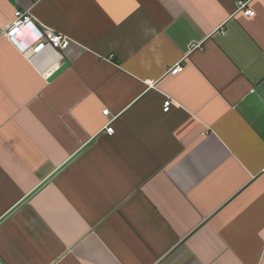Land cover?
<instances>
[{"label":"crops","instance_id":"obj_1","mask_svg":"<svg viewBox=\"0 0 264 264\" xmlns=\"http://www.w3.org/2000/svg\"><path fill=\"white\" fill-rule=\"evenodd\" d=\"M237 1L0 0L70 39L0 35V264H264V0Z\"/></svg>","mask_w":264,"mask_h":264},{"label":"built area","instance_id":"obj_2","mask_svg":"<svg viewBox=\"0 0 264 264\" xmlns=\"http://www.w3.org/2000/svg\"><path fill=\"white\" fill-rule=\"evenodd\" d=\"M237 9L248 16L254 14V11L247 8V3L243 0L237 1ZM0 35L12 42L15 40L14 43L17 45H19L18 39L23 40L34 35L35 39H33L26 47V50L30 49L36 55L49 50L60 52L61 50H65L70 44V39L68 37L40 22H37L36 18L31 15L29 10H15L11 22L5 27L0 28ZM182 69L183 64L177 63L169 69V72L171 74H176L182 71ZM171 102L170 99H166L163 102V111L169 109ZM102 113L107 115L108 110L105 109ZM105 127L108 134L113 133L114 129L111 125V121H109Z\"/></svg>","mask_w":264,"mask_h":264},{"label":"water","instance_id":"obj_3","mask_svg":"<svg viewBox=\"0 0 264 264\" xmlns=\"http://www.w3.org/2000/svg\"><path fill=\"white\" fill-rule=\"evenodd\" d=\"M68 65L67 61H63V63L57 67L47 78L48 81L53 79L58 73H60L66 66Z\"/></svg>","mask_w":264,"mask_h":264},{"label":"bare ground","instance_id":"obj_4","mask_svg":"<svg viewBox=\"0 0 264 264\" xmlns=\"http://www.w3.org/2000/svg\"><path fill=\"white\" fill-rule=\"evenodd\" d=\"M18 46L21 48V49H26V44L22 41V40H20V39H18ZM14 42H15V40H14Z\"/></svg>","mask_w":264,"mask_h":264}]
</instances>
